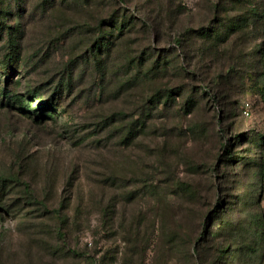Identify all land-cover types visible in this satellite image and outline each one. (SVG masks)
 I'll use <instances>...</instances> for the list:
<instances>
[{
    "label": "rangeland",
    "instance_id": "obj_1",
    "mask_svg": "<svg viewBox=\"0 0 264 264\" xmlns=\"http://www.w3.org/2000/svg\"><path fill=\"white\" fill-rule=\"evenodd\" d=\"M213 1L0 0V264H214L213 247L197 254L209 224H252L256 195L264 217L259 78L226 99L216 62L200 58L212 71L194 80L174 37L207 21ZM108 20L140 71L152 51L163 76L135 82L118 48L91 63ZM255 47L233 37L221 51ZM159 87L183 93L153 104ZM227 179L246 195L231 217Z\"/></svg>",
    "mask_w": 264,
    "mask_h": 264
},
{
    "label": "trees",
    "instance_id": "obj_2",
    "mask_svg": "<svg viewBox=\"0 0 264 264\" xmlns=\"http://www.w3.org/2000/svg\"><path fill=\"white\" fill-rule=\"evenodd\" d=\"M263 0H214L209 8V19L196 28L188 27L183 32L175 33L174 37L177 45H180L185 56L190 58L192 64L191 74L194 80L201 71L208 74L211 72V64L201 65V62L208 59L210 62H216L214 67L215 79L221 84V93H225L226 99L230 97V92L237 91L242 93L245 87L248 75L255 73L259 78V85L264 89V35L257 33V28L261 21H264ZM157 19V18H155ZM105 21V20H104ZM109 29L99 28L100 34L97 39L92 38L90 42L91 63L102 64L106 66L112 57L113 51H121L122 68L135 70L132 75L135 82L143 80L157 81L161 76L159 68L156 67V61L152 60V51H147L140 55V58L149 67L140 71L139 63L134 56L125 52L124 43L126 41L125 31L122 26H115L109 22ZM108 25V24H107ZM152 27L158 34L159 25L153 24ZM170 30V29H169ZM171 31V30H170ZM104 32V33H103ZM236 37L239 44L255 43V50L250 52H241L234 56L232 53L221 51V48L229 43L231 38ZM197 45V47H196ZM200 58H203L202 61ZM250 61H248V60ZM213 65V64H212ZM4 68L5 65L1 64ZM213 88L203 85L200 89V95L206 97L210 95ZM183 93V89L178 87H169L162 89L155 88L151 93L150 101L154 104L158 100L168 98ZM198 93V91H197ZM198 95V96H200ZM213 96L218 98L216 94ZM20 104H24L23 99H17ZM194 105L183 106V111L190 112ZM138 120L137 122H140ZM142 132L144 121L141 122ZM128 133V135H130ZM256 143L261 146L264 141V132L257 134ZM261 142V143H260ZM229 154L230 150L226 149ZM228 185H224V194L228 196L225 205L222 206L223 212L231 217L236 210L238 202H243L246 195L241 194L244 187L240 179H229ZM234 183V184H233ZM3 186L0 184V190ZM235 190L237 193L226 192ZM242 196V197H241ZM257 196V195H256ZM252 198L254 213L252 214V224H243L242 220L236 218L235 224H209L208 229L198 242L197 254L201 258L199 247L202 243L206 249L214 248V264H264V217L262 207L258 200ZM233 218V217H232ZM242 223V224H241ZM210 244V245H209ZM194 252V251H193ZM201 261V259H200ZM96 262V261H95ZM95 264H102L101 261Z\"/></svg>",
    "mask_w": 264,
    "mask_h": 264
}]
</instances>
